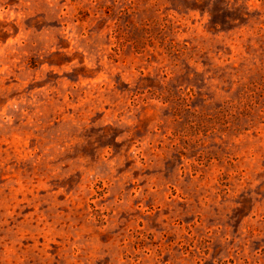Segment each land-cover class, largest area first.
Listing matches in <instances>:
<instances>
[{"label":"rangeland","instance_id":"1","mask_svg":"<svg viewBox=\"0 0 264 264\" xmlns=\"http://www.w3.org/2000/svg\"><path fill=\"white\" fill-rule=\"evenodd\" d=\"M0 264H264V0H0Z\"/></svg>","mask_w":264,"mask_h":264}]
</instances>
